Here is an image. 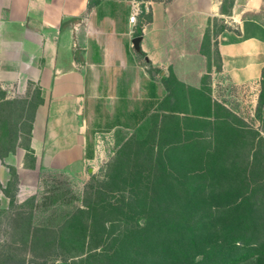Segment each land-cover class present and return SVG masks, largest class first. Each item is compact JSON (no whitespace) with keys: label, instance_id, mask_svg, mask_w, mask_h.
Wrapping results in <instances>:
<instances>
[{"label":"crops","instance_id":"1","mask_svg":"<svg viewBox=\"0 0 264 264\" xmlns=\"http://www.w3.org/2000/svg\"><path fill=\"white\" fill-rule=\"evenodd\" d=\"M90 2L0 0L4 100L25 98L34 90L38 94L27 146L19 144L16 155L0 158L1 182L11 178L9 167L21 182L28 172L37 179L41 172H81L97 159L89 139L93 123L94 129L107 120L111 130H136L166 92L170 76L201 88L214 51L219 71L232 83L262 77L264 0H234L224 12L223 0L152 1L150 14L138 19L146 17L136 35L138 24L135 28L129 21L112 30L106 15L98 24L92 9L100 2L89 9ZM216 21L225 26L217 34ZM209 28L215 45L209 43L204 51ZM138 36L141 52L133 46Z\"/></svg>","mask_w":264,"mask_h":264},{"label":"rangeland","instance_id":"2","mask_svg":"<svg viewBox=\"0 0 264 264\" xmlns=\"http://www.w3.org/2000/svg\"><path fill=\"white\" fill-rule=\"evenodd\" d=\"M97 1L100 4L92 9L97 13V23L102 24V18L108 15L111 18L108 26L113 30L128 24L135 2L140 3L145 14L144 12H149L150 3L157 0H93ZM223 1L224 10L228 11L232 0ZM145 20L146 17L140 18L135 35ZM217 28H220V23L216 22ZM212 39L209 34V39L204 41V51L209 45H215ZM127 44H130V40ZM140 60L143 64L146 63L144 57ZM211 64L209 75L204 77L200 89L187 87L170 76V89L167 85L164 86L166 92L159 96L160 100L151 115L136 130H111L104 119L103 123L94 129L93 123L89 139L95 148L97 159L81 172H41L39 179L37 175L28 172L23 174L21 182L17 171L9 167L11 178L8 181H0V254L8 253L12 247L16 250L15 256L25 259L26 264H66L64 256L59 254L61 249L58 247L51 250L48 257L34 254L30 244L26 245L27 237L22 231L31 224L33 229L48 228L57 232L55 235L58 237L61 236V229H64V225L66 226L73 217H77L78 221L87 227L85 249L80 256L74 257L75 260L87 258L94 252H102L108 248V241L123 234L130 226L125 220L109 222L110 218L105 217V210L102 208L106 198V202L110 201L119 206L120 200H128L139 190V187L132 188L133 182L130 180L129 185L120 182L124 178H132V172L136 171L134 169L140 170L144 161L152 160V163H155L162 155V162L170 172H173V168V175L176 177L181 175L175 170L177 166L182 172L185 170L187 175L197 174L200 167L206 163L205 159L202 160L201 157L196 162L188 159L178 162L176 157L170 156L169 148L181 146L196 149L197 152L201 147L206 151L213 149L221 122L222 127H227L230 131L235 130V133L231 132L229 147L233 150L232 155L236 154L237 150L240 152L243 165H247L249 161L253 162L256 151L264 154V106L260 105L264 89L263 74L257 82L234 84L219 71L220 64L215 51ZM158 77L157 80L160 81V75ZM2 93L1 90L0 95ZM36 94L37 90H34L25 98L14 97L13 100L1 102V159L11 152L16 155V147L19 144L27 146V131ZM103 110L105 113V109ZM110 112L113 110L110 109ZM151 152L155 153L153 158L150 156ZM113 180L114 183L111 182ZM20 185H23V191ZM140 189L144 191V188ZM4 191L15 195L16 201H11ZM93 206H96L95 210L92 209ZM79 210L84 213L80 214ZM143 222L141 221V224ZM78 237L80 236H77V239ZM31 239L33 240L32 237ZM31 239L27 242H32ZM69 240L70 238H67V241Z\"/></svg>","mask_w":264,"mask_h":264},{"label":"trees","instance_id":"3","mask_svg":"<svg viewBox=\"0 0 264 264\" xmlns=\"http://www.w3.org/2000/svg\"><path fill=\"white\" fill-rule=\"evenodd\" d=\"M233 4L234 0L230 7ZM94 5L98 2L91 0L89 9ZM224 29L225 26L220 28ZM217 30L215 26V34ZM210 32L209 28L205 39H209ZM170 82L167 80L168 87ZM260 98L263 107L264 89ZM3 100L2 93L0 104ZM220 124L213 149L206 151L201 147L197 152L181 146L169 148L170 156L178 162L205 159L197 174L187 175L177 166L175 170L181 175L176 177L173 168L170 172L162 162V155L155 163L144 161L140 170L134 169L132 178L120 182L129 185L130 180L133 189L139 187L128 200H120L119 206L106 202L107 198L103 200L102 208L109 222L125 220L130 226L111 241L106 239L108 248L102 252L75 260L85 249L87 238V227L77 217L64 225L58 237L57 232L48 228L33 229L31 224L24 227L26 245L30 244L37 256L45 257L58 247L66 264H246L251 261L264 264V154L256 151L253 162L248 160L250 163L243 165L240 152L237 150L232 155L229 147L231 132L235 130ZM154 155L150 153L152 158ZM4 192L11 201H16L15 195ZM28 239L32 242H27ZM8 253L0 254V264H26L25 259L15 256L12 247Z\"/></svg>","mask_w":264,"mask_h":264},{"label":"built area","instance_id":"4","mask_svg":"<svg viewBox=\"0 0 264 264\" xmlns=\"http://www.w3.org/2000/svg\"><path fill=\"white\" fill-rule=\"evenodd\" d=\"M142 14H143V10H142L140 3L135 2L132 5V13H131V16L129 19L130 24L132 26L136 27L138 24V19Z\"/></svg>","mask_w":264,"mask_h":264},{"label":"water","instance_id":"5","mask_svg":"<svg viewBox=\"0 0 264 264\" xmlns=\"http://www.w3.org/2000/svg\"><path fill=\"white\" fill-rule=\"evenodd\" d=\"M141 42H142V37L138 36L133 40V46L136 51L141 52Z\"/></svg>","mask_w":264,"mask_h":264}]
</instances>
